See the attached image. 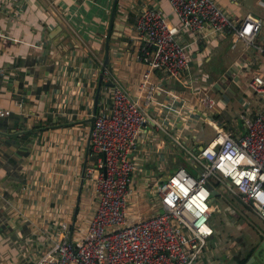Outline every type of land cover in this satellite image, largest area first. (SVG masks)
Returning <instances> with one entry per match:
<instances>
[{"label": "crops", "instance_id": "obj_1", "mask_svg": "<svg viewBox=\"0 0 264 264\" xmlns=\"http://www.w3.org/2000/svg\"><path fill=\"white\" fill-rule=\"evenodd\" d=\"M113 1L0 0V130L32 128L47 117L63 121L24 140L0 135V264H35L53 246L62 221L75 219L72 236L86 229L78 221L87 212L74 217L70 205L79 197L89 135L85 119L105 56ZM216 2L237 22L247 13L260 16L263 26L257 42L264 46V0ZM146 6L160 8L179 23L170 0H118L103 82L118 83L134 97L139 96L146 69L137 58L136 29ZM179 36L190 44L183 78L200 92H191L162 70L152 71L155 93L132 153L136 193L129 209L145 181L162 180L180 165L196 171L187 159L188 149H201L218 130L235 137L244 134L239 112L245 102L252 112L261 111L256 104L264 94H256L248 83L255 74L264 78V54L256 48L245 50L230 33L184 30ZM106 86L100 99L108 93ZM202 90L216 97V108L204 112ZM89 190L84 178L81 205ZM221 202L222 211L211 218L215 232L195 264H247L255 251L260 254L249 263L264 264V228H249V221L241 217L245 208L236 218L228 216Z\"/></svg>", "mask_w": 264, "mask_h": 264}, {"label": "built area", "instance_id": "obj_2", "mask_svg": "<svg viewBox=\"0 0 264 264\" xmlns=\"http://www.w3.org/2000/svg\"><path fill=\"white\" fill-rule=\"evenodd\" d=\"M170 1L178 24L155 6L144 7L136 22L140 39L137 58L146 65L139 96L130 95L114 82L99 100L84 177L95 191L97 205L85 231L72 236L73 221L60 222L53 246L35 264H195L215 232L212 197L225 198L226 192L264 221V112H252L246 102L239 112L244 134L235 137L218 130L201 149H188L187 159L196 171L180 165L162 180L143 183L142 191L152 193L157 211L132 215L129 209L136 193L132 153L155 93L152 71L162 70L191 92H200L189 78H183L190 44L182 41L180 31L230 33L243 42L245 50L256 48L264 54V46L257 42L263 26L260 16L247 13L237 22L216 0ZM248 84L255 92L264 93L261 75H253ZM202 93L204 112L216 108V97L207 90ZM210 185L218 195L212 194Z\"/></svg>", "mask_w": 264, "mask_h": 264}, {"label": "rangeland", "instance_id": "obj_3", "mask_svg": "<svg viewBox=\"0 0 264 264\" xmlns=\"http://www.w3.org/2000/svg\"><path fill=\"white\" fill-rule=\"evenodd\" d=\"M255 93L258 95L264 94V93H257V92H255ZM93 97H94V95H93ZM91 101H93L92 96H91ZM256 105L259 106L258 107L259 110L264 112V97L263 96L261 97V99L259 100V102ZM91 106H92V104H91ZM90 113H91V110L89 109V112H88L89 116H90ZM88 186H89L90 190L87 191L86 196L85 195L83 196V202L84 203L81 205L82 197H81L80 203H79V211H82V213L87 212L86 218L82 219V220L79 219V221H78V224L82 227H86L88 225V222L90 219V216H88V215L92 216V214H93L92 210L97 205V197H96L95 191H94L92 185H88ZM139 193L141 194V195H137V196H140L139 201H137V196L133 199V202H135V205L132 209H130L132 211V215L136 214V213L146 215L145 211L147 212V214H151V213L157 211V207H155L153 204L154 198H153L152 194H149V193L145 194V191H142V193L141 192H139ZM141 196H143L144 200H141ZM221 199L223 200V202H221V204L222 203L224 204L225 210L227 211L228 216H232V217L236 218L238 216V214H240V211L242 210L241 208H245L246 209L245 212H243V210H242V213L244 215H241V217L243 219L246 218L249 221V224H250L249 228L254 229L255 231L257 229H261V228L263 229L264 228L263 219L253 210L247 209L245 207V205H243L232 194H228V197H225V198H220L219 196L218 197H212V205H213L212 217L216 216L217 212H219V210L221 209V205L219 204ZM76 202H77V196L75 198H73V206L70 205V212L73 215L75 213L74 211H75ZM231 208H235L237 211L238 210H240V211H238L234 214H231L230 212H228V210ZM79 211H78V213H79ZM220 211H222V210H220ZM72 221H73L72 218H70L68 223H70ZM75 228H76V226H75ZM82 232H83V230H80V232L77 236L82 235ZM209 241H210V238L208 239V243H209Z\"/></svg>", "mask_w": 264, "mask_h": 264}, {"label": "water", "instance_id": "obj_4", "mask_svg": "<svg viewBox=\"0 0 264 264\" xmlns=\"http://www.w3.org/2000/svg\"><path fill=\"white\" fill-rule=\"evenodd\" d=\"M117 2H118V0H114L113 5H112L110 20H109V28L107 31L106 43H105V56H104V59L102 61L101 68H100L98 83H97V87H96L94 97H93V101H92L91 113H90V116L85 119L86 122L89 123V135L87 138L86 158L83 162V167H82V171H81V179H80V187H79L80 192H79V197L77 199L76 206H75L74 217H76V215H77V211H78V207H79V203H80V195H81V191H82V188L84 185L85 169L87 166V157H88V153H89V149H90L91 133H92L93 122H94V118H95V115L97 112L98 103H99V99H100L101 91H102V87H103V80H104L103 78H104V73H105L104 71L106 70V67L109 63V40H110V36H111V31L113 28L114 16L116 13V8H117ZM105 84L106 85H112V82H105ZM77 121H81V120H77ZM59 125H62V124H59ZM36 130H38V129H36ZM29 131H31V128H20V129H16V130L13 129L11 131L0 130V135L10 137V136H14V135H22V134H25ZM209 187L212 189L213 195H218L219 192L214 189L213 185H210ZM74 223H75V219L73 220V224ZM258 254H260V251H255V254L249 258V260L247 261V264H250L249 263L250 259L254 258Z\"/></svg>", "mask_w": 264, "mask_h": 264}, {"label": "trees", "instance_id": "obj_5", "mask_svg": "<svg viewBox=\"0 0 264 264\" xmlns=\"http://www.w3.org/2000/svg\"><path fill=\"white\" fill-rule=\"evenodd\" d=\"M109 86H111V85H107L106 88H108ZM104 87H105V85H104V82H103L102 91H103ZM102 91H101V94H102ZM97 110H98V108H97ZM62 122L63 121L60 120V118H58L57 120H54L51 117H47L46 119H43V120H37L32 125L31 131H29V132H27L25 134H22V135L10 136V138H13L14 140H24L26 138H29V136L35 135V134L40 133V132H42L44 130H48L50 128L58 127L59 124H61ZM88 125H89V123H88ZM36 129H38V130H36ZM90 150H91V144H90L89 153H90ZM89 153H88L87 161L89 160ZM78 211H79V207H78ZM78 211H77V214H78Z\"/></svg>", "mask_w": 264, "mask_h": 264}]
</instances>
